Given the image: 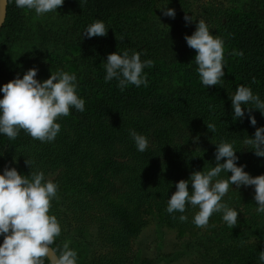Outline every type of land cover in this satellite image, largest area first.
<instances>
[{
	"label": "trees",
	"instance_id": "1",
	"mask_svg": "<svg viewBox=\"0 0 264 264\" xmlns=\"http://www.w3.org/2000/svg\"><path fill=\"white\" fill-rule=\"evenodd\" d=\"M148 1L65 0L59 9L67 11L68 22L60 23L59 27H63L60 38L62 43L69 41L66 50L69 47L79 50L73 73L78 77V94L86 101L85 111L73 109L69 116L60 117L61 132L52 143L33 140L23 131L11 141L0 136V172L10 165L28 175L29 158L48 176L54 174L59 199L53 201L51 211L62 224V234L54 246L70 241V246L78 251L79 264H139V261L151 264L166 258L176 260L179 256L176 252L158 254L154 260L135 258L131 239L143 226L144 206L151 203L165 207L176 191L177 182L188 179L194 171L215 165V143L221 138L236 142L238 164L246 165L245 171L253 176L264 174V157H257L243 144L246 135L254 136L255 127L247 118V111L243 120H233L229 98L238 85L244 84L264 99V0H246L241 4L242 15L238 13L237 18L226 21L225 31L230 37H224L225 47L236 56L230 64L234 85L223 81V86L208 88L177 86L163 93L128 85L121 91L115 79L105 81V69L98 71L94 65L109 48L101 44L108 36H113L109 46L114 52L135 50L144 53L142 59H151L153 63L175 64L196 53L184 38L196 29L191 23L177 22L158 33L145 22L126 19V14ZM171 1L183 5L185 0ZM30 19L26 9H18L8 0L6 19L0 29V87L17 74L22 78L29 69L27 66L36 64V54L26 52L28 46L24 43L37 34L52 37V28H48L49 32L41 26L33 28ZM96 19L110 26L107 35L91 39L81 36ZM252 114L257 119L256 127L263 126L264 115L255 109ZM211 122L216 124L214 133L206 124ZM129 129L149 137L151 144L147 151H137ZM225 175L221 173L222 177ZM189 211L190 208L187 215ZM175 215L178 217L180 213ZM73 218L77 224L71 221ZM85 220L101 221L98 232L107 251L94 257L90 256L91 248L77 236L81 233L77 229L86 228ZM164 222L168 227H184L188 221L180 222L166 214ZM260 251H264V245L239 248V255L228 251L229 259L219 263L238 264L243 259L250 262L257 259Z\"/></svg>",
	"mask_w": 264,
	"mask_h": 264
},
{
	"label": "clouds",
	"instance_id": "2",
	"mask_svg": "<svg viewBox=\"0 0 264 264\" xmlns=\"http://www.w3.org/2000/svg\"><path fill=\"white\" fill-rule=\"evenodd\" d=\"M21 10L34 11L37 17L48 13H58L65 0H12ZM171 2L157 4L156 8L164 16L175 18V9L168 7ZM86 3V0H80ZM186 25L192 23L193 16L185 15ZM110 26L102 19L88 24L81 36L88 39L106 36ZM213 27L199 19L192 35H185L187 45L196 51L195 63L200 80L205 87L223 86L225 77V38L213 34ZM123 39V38H122ZM243 53H241L242 55ZM144 53L132 50L116 51L108 54L104 64L105 81H117L124 91L128 85L147 87L146 68L153 67L151 59H142ZM38 67L29 68L22 76H17L0 87V136L15 140L21 131L33 140L52 143L61 132L60 117H67L74 109L85 111V99L78 94V77L75 73L57 69L51 71L46 80L37 79ZM233 109V120H243L246 116L255 127L253 137L243 139L245 148L257 157H264V126L256 127L257 119L253 109L264 115V99L254 93L250 85L240 84L229 95ZM214 107V106H210ZM208 129L216 132L214 122L206 123ZM137 151L145 152L151 141L145 134L135 129L128 130ZM197 140L199 137L196 138ZM216 144L215 165L202 171H194L188 179L175 184L176 191L168 198L166 212L187 222L186 214L198 209L192 217L197 228H207L214 214H221L223 222L234 228L239 223L238 207L231 206L225 197L233 185L254 186L257 214L264 215V174L253 176L245 171L246 165H239L236 142L221 138ZM223 161V162H221ZM30 174H21L16 167L6 165L0 172V264H79L78 251L70 246V241L54 246L62 234V224L51 211L53 201L58 200L59 184L27 158ZM225 173V176H221ZM231 173V175H229ZM191 185V187H189ZM175 213H180L177 217ZM256 264H264V251L258 253Z\"/></svg>",
	"mask_w": 264,
	"mask_h": 264
},
{
	"label": "rangeland",
	"instance_id": "3",
	"mask_svg": "<svg viewBox=\"0 0 264 264\" xmlns=\"http://www.w3.org/2000/svg\"><path fill=\"white\" fill-rule=\"evenodd\" d=\"M167 2L168 0H149L144 6L126 14L125 17L127 20L138 19L145 22L150 25L152 31L160 33L177 22H185V15H189L195 19L191 24L196 26L199 19H203L213 27V34L230 37L229 33L225 31L226 21L231 17L237 18L238 13L242 15L241 4L246 0H185L183 5H176L171 1L167 6L175 9L176 16L174 19L164 16L162 11L156 8L157 4L162 5ZM66 12L58 9V13H48L45 16L37 17L34 11L26 10V13L30 15L33 28L41 26L48 32L50 28L53 30L51 38L37 36V34L33 40L23 44L28 46L25 47L26 52L32 51L36 54V64L27 67L39 68L37 79L40 81L49 78L51 71L55 72L60 67L72 73L77 68L75 58L79 53L78 48L69 47L66 50V47L70 46L69 41L62 43L63 39L60 38L63 36V27H59V25L65 23V21L68 22V19H65ZM111 38L113 36H108L104 43H101L109 48H107L102 58L94 63L98 71L105 69L104 64L108 54L114 52L109 46L113 42ZM48 39H51L52 42ZM19 50H22V48ZM195 55L196 53H191V56L175 64H166L161 61L153 63V67L144 70L148 79L147 88L154 89L157 93H163V91L174 90L177 86L196 88L203 86L196 70ZM234 57H236L234 51H230L225 47L227 63L224 69V81H226V84L231 83V85H234L230 65L233 63ZM38 59L40 60L38 61ZM145 88L143 85L139 87L141 90ZM100 157L102 159V156ZM49 177L53 179L54 174H49ZM233 189L229 191L225 200L231 206L243 210L238 216L239 223L233 229L223 222L221 214H214L210 218L207 228H197L192 223V217L198 209L191 208L188 213L189 220L184 227H168L164 222V216L168 214L166 212L167 205L160 207L150 203L144 206L145 208L143 207V226L138 235L131 239V252L135 258L141 257V259L148 260H154L158 254L162 253L176 252L179 255L174 261L171 258H166L165 261L151 264H217L221 260L226 261L229 259L228 251L239 255V248L262 247L264 245V215L257 214L255 210L254 186H241L236 189V186L233 185ZM71 221L77 224L74 218ZM85 222L86 228H83V230L77 229L78 232H81L77 236L78 240L86 242L88 247L91 248L90 256L94 257L105 250L107 251V247L101 241L102 237L98 232V222L101 221L96 220L91 223L90 220H85ZM66 228L67 226H65V230ZM249 261L243 259L238 264H256L257 259H250ZM139 264H141L140 261ZM231 264H235L234 261Z\"/></svg>",
	"mask_w": 264,
	"mask_h": 264
},
{
	"label": "water",
	"instance_id": "4",
	"mask_svg": "<svg viewBox=\"0 0 264 264\" xmlns=\"http://www.w3.org/2000/svg\"><path fill=\"white\" fill-rule=\"evenodd\" d=\"M8 0H0V29L3 26L7 14Z\"/></svg>",
	"mask_w": 264,
	"mask_h": 264
}]
</instances>
